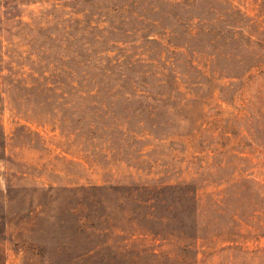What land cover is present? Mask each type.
Listing matches in <instances>:
<instances>
[{"label": "rangeland", "instance_id": "374dc122", "mask_svg": "<svg viewBox=\"0 0 264 264\" xmlns=\"http://www.w3.org/2000/svg\"><path fill=\"white\" fill-rule=\"evenodd\" d=\"M0 264H264V0H0Z\"/></svg>", "mask_w": 264, "mask_h": 264}]
</instances>
